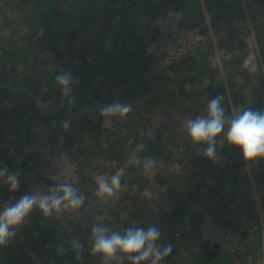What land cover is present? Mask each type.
<instances>
[{
    "label": "crops",
    "instance_id": "obj_1",
    "mask_svg": "<svg viewBox=\"0 0 264 264\" xmlns=\"http://www.w3.org/2000/svg\"><path fill=\"white\" fill-rule=\"evenodd\" d=\"M180 7L184 24L208 22L214 37L171 63L146 57L147 18ZM62 73L72 77L67 94ZM217 96L227 117L264 111V0H4L0 167L19 172L20 188L0 180V210L56 185L41 177L35 141L79 153L84 204L50 216L34 208L0 246V264H96L97 224L158 228V244L172 248L161 264H264V159L246 163L223 134L208 159L184 127ZM116 102L131 106L119 135L99 128L100 109ZM145 159L156 163L146 169ZM117 171V194L98 197L97 178ZM207 209L240 232L242 251L206 246Z\"/></svg>",
    "mask_w": 264,
    "mask_h": 264
},
{
    "label": "clouds",
    "instance_id": "obj_2",
    "mask_svg": "<svg viewBox=\"0 0 264 264\" xmlns=\"http://www.w3.org/2000/svg\"><path fill=\"white\" fill-rule=\"evenodd\" d=\"M56 82L64 94L70 90L72 77L70 73L56 76ZM223 97L217 96L209 100L207 116L187 118L184 123L187 134L194 144H204L203 154L208 159L216 155L217 137L223 134L228 144L239 149L246 163L264 159V111L245 109L232 117L225 115L222 107ZM131 106L120 102L103 106L101 115L126 116ZM228 125L225 132V125ZM139 164V160L136 161ZM155 159H145L146 169L155 165ZM122 172L111 175H101L97 178L98 197H113L121 188ZM0 180L9 186L13 192L20 188V174L10 171L5 165L0 167ZM84 204V197L78 194V189L72 183L65 182L52 186L47 194L25 192L19 199L0 210V246L6 245L15 235L13 229L21 225L34 208H38L44 216L59 212L61 208L79 209ZM92 247L94 254H100L108 261L116 260L123 264L127 258L131 264H161L171 253V245H160L161 232L156 227H128L123 231L110 230L102 225H94L91 229ZM72 246L79 249L83 246L73 241ZM119 254V255H118Z\"/></svg>",
    "mask_w": 264,
    "mask_h": 264
},
{
    "label": "built area",
    "instance_id": "obj_3",
    "mask_svg": "<svg viewBox=\"0 0 264 264\" xmlns=\"http://www.w3.org/2000/svg\"><path fill=\"white\" fill-rule=\"evenodd\" d=\"M2 1L0 0V3ZM183 15L184 9L180 7L147 18L146 25L151 29L152 34L145 40L146 57H156L160 58L163 63H171L206 44L214 37L208 22L189 26L183 23ZM118 117V114L102 115L99 120L100 127L113 130ZM32 145L44 160L41 169L42 178L56 185L69 182L74 187L76 186L80 180L78 160L67 147L43 141H35ZM200 229L206 244L211 248L218 246L232 253L243 249L244 241L240 232L218 219L210 209L204 212L200 221ZM175 234L180 233L176 231ZM125 262L126 258L123 264ZM97 264H117V262L116 260L108 261L99 254Z\"/></svg>",
    "mask_w": 264,
    "mask_h": 264
},
{
    "label": "trees",
    "instance_id": "obj_4",
    "mask_svg": "<svg viewBox=\"0 0 264 264\" xmlns=\"http://www.w3.org/2000/svg\"><path fill=\"white\" fill-rule=\"evenodd\" d=\"M4 3V0L0 3V7L3 5ZM126 127V124H125V119L123 116H120L118 117L117 121H116V125H115V128L113 130H105V129H102L100 126L99 128H101L100 130L101 131H108V132H111L113 134H116V135H119L121 133V131H123ZM71 153L73 154V156L78 160V163H79V153H77V151H74V150H71ZM207 246V244H206ZM208 247V246H207ZM244 248V247H243ZM210 249V248H209ZM212 251V249H210ZM99 254H97L96 256V260H95V263L97 264V257H98ZM126 262H127V258H126ZM125 262V264H126Z\"/></svg>",
    "mask_w": 264,
    "mask_h": 264
},
{
    "label": "water",
    "instance_id": "obj_5",
    "mask_svg": "<svg viewBox=\"0 0 264 264\" xmlns=\"http://www.w3.org/2000/svg\"><path fill=\"white\" fill-rule=\"evenodd\" d=\"M198 48H199V47H198ZM196 49H197V48H196ZM196 49H194V50H196ZM194 50H192V51H194ZM192 51H190L189 53H191ZM189 53H187L186 55H188ZM186 55L180 57L179 59L185 57ZM162 125H163V128L165 129V128L168 126V123H167V122H166V123H162Z\"/></svg>",
    "mask_w": 264,
    "mask_h": 264
}]
</instances>
